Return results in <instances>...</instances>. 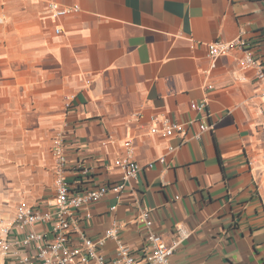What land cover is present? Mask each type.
Wrapping results in <instances>:
<instances>
[{
  "label": "crops",
  "instance_id": "0c3cea01",
  "mask_svg": "<svg viewBox=\"0 0 264 264\" xmlns=\"http://www.w3.org/2000/svg\"><path fill=\"white\" fill-rule=\"evenodd\" d=\"M50 1L79 11L53 19ZM237 37L264 63V0H0V185L34 188L25 205L52 201L58 133L72 188L116 184L131 140L143 170L90 206L89 237L116 221L138 252L146 208L152 231L179 241L171 264H264L262 85L239 52L213 69L207 57L206 44ZM162 119L193 124L152 134ZM101 251L114 257L115 242Z\"/></svg>",
  "mask_w": 264,
  "mask_h": 264
},
{
  "label": "built area",
  "instance_id": "2783aa9c",
  "mask_svg": "<svg viewBox=\"0 0 264 264\" xmlns=\"http://www.w3.org/2000/svg\"><path fill=\"white\" fill-rule=\"evenodd\" d=\"M47 6L53 19L79 11L77 5L61 6L54 1L48 2ZM55 32L59 33L60 29H56ZM206 48L212 69L215 68L219 57L239 52L240 56L237 59L239 68L254 71L256 79L262 85L264 98V63L254 56L250 44L244 38L237 37L228 42L208 43ZM207 89L211 90L212 86L208 85ZM73 99V96L66 99L67 109L72 107ZM206 106L205 99L198 104L193 103L191 108L203 110ZM136 117L140 118L141 114H137ZM151 120L156 122L157 117L153 116ZM191 124H193L192 120L185 125ZM185 125L162 119L159 126H153L150 132L163 135L174 132L184 136ZM199 127L201 131L210 128L205 121H202ZM64 135L58 133L51 144L55 161L52 201L44 207L19 204L11 217L6 220L0 218V264H171V257L179 241L169 246L152 231L150 209H142L137 217V221L146 229V243L138 252H132L123 243L119 234L123 225L116 221H113L98 238L89 237L85 229V224L92 218L90 206L101 201L109 191L123 192L127 183L136 179L143 170V167L133 159L132 141L128 140L124 143L125 154L117 157L113 162L115 168L121 172L120 182L111 185L98 184L78 190L72 188L66 180L68 168ZM159 161L164 162V159ZM147 167H153V163ZM179 233L182 237L185 236L184 232ZM108 240H113L116 244V254L111 258L101 251Z\"/></svg>",
  "mask_w": 264,
  "mask_h": 264
},
{
  "label": "rangeland",
  "instance_id": "374dc122",
  "mask_svg": "<svg viewBox=\"0 0 264 264\" xmlns=\"http://www.w3.org/2000/svg\"><path fill=\"white\" fill-rule=\"evenodd\" d=\"M29 192L34 193V188L9 187V186L0 185V218H3L6 220L9 217H11L14 206L15 207L17 206L16 203L18 202L17 203L18 205L19 203L23 204L22 202H19V199H22L20 201H23L24 203H26L24 199L28 200V198H32V197H29V196H32ZM50 197H51V194H50ZM41 199L40 200L35 199L31 201H33L34 206H42L44 204L39 202L41 201Z\"/></svg>",
  "mask_w": 264,
  "mask_h": 264
}]
</instances>
